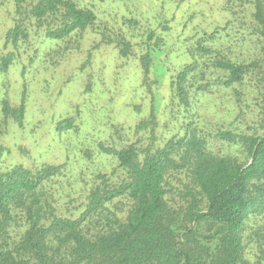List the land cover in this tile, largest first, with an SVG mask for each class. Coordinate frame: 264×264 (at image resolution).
<instances>
[{"label": "trees", "instance_id": "trees-1", "mask_svg": "<svg viewBox=\"0 0 264 264\" xmlns=\"http://www.w3.org/2000/svg\"><path fill=\"white\" fill-rule=\"evenodd\" d=\"M104 1L11 0L4 47L41 32L64 54L89 31L124 67L135 65L132 76L153 102L152 86L160 87L150 80L152 56L174 18L165 6L200 0H153L156 9L113 0L116 7L99 11ZM221 2L222 25L188 27L193 11L178 54L155 64L168 75L167 110L158 112L171 129L156 134L152 106L132 125L113 127L118 147L61 142L60 162L0 171V264H264V0ZM13 58L11 50L0 56V73ZM221 90L237 108L227 125L197 107L200 95ZM25 111L23 98L14 106L3 99L1 124L21 126ZM72 120L56 128L77 135Z\"/></svg>", "mask_w": 264, "mask_h": 264}, {"label": "rangeland", "instance_id": "rangeland-1", "mask_svg": "<svg viewBox=\"0 0 264 264\" xmlns=\"http://www.w3.org/2000/svg\"><path fill=\"white\" fill-rule=\"evenodd\" d=\"M146 2L156 9L159 1ZM221 3V0L181 4L172 1L169 6H165L169 7L165 17L174 12V18L170 22L171 32L166 37L165 47L157 56H152L150 80L160 87L152 86V102L147 88L141 87L139 80L132 76L130 68L135 69V65L130 62V68L127 65L124 67L116 59L115 50L103 44L98 46L96 35L89 31L78 40L72 39L64 54L58 50V40L48 39L41 32L33 31L31 35H36L20 40L17 49L10 44L5 48L4 35L12 25L13 9L11 0H0V56L8 50L14 53L7 71L0 73V107L3 99L14 106L23 98L26 110L21 126L12 119L1 124L0 113V146L6 148L0 157V171L17 163L33 166L43 161L60 162L61 142L84 149L95 148L104 140L118 147L123 140L117 138L118 134L114 133L113 127L132 125L139 115H145L152 106L157 110L159 120L156 134L160 135L163 128L171 129L166 118L158 112L167 110L164 109V98L168 94V75L165 68L161 67L159 71L155 64L160 66L163 63L160 58L165 52L170 57L178 54L175 43L189 35L188 28L182 26V23L193 11H196V15L191 16L188 27L194 25L200 32L202 29L210 31L215 25H222L227 15L217 11ZM109 5L114 8L117 3L105 0L104 3L101 2L99 11L101 7L104 9ZM182 60L183 56L171 60V64H179ZM120 79L121 84L118 82ZM197 107L202 114L219 125H227L233 121L237 110L222 90L221 93L214 91L209 95H200ZM67 117L73 119L77 135L69 134L64 128H56L59 121ZM108 162L113 165L112 160ZM93 166L92 161L91 167ZM108 167L109 165L104 169Z\"/></svg>", "mask_w": 264, "mask_h": 264}, {"label": "water", "instance_id": "water-1", "mask_svg": "<svg viewBox=\"0 0 264 264\" xmlns=\"http://www.w3.org/2000/svg\"><path fill=\"white\" fill-rule=\"evenodd\" d=\"M251 160V159H250Z\"/></svg>", "mask_w": 264, "mask_h": 264}]
</instances>
